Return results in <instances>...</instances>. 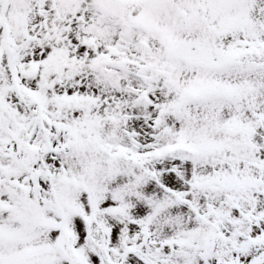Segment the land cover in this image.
Here are the masks:
<instances>
[{
  "label": "snow or ice",
  "instance_id": "1",
  "mask_svg": "<svg viewBox=\"0 0 264 264\" xmlns=\"http://www.w3.org/2000/svg\"><path fill=\"white\" fill-rule=\"evenodd\" d=\"M0 264H264V0H0Z\"/></svg>",
  "mask_w": 264,
  "mask_h": 264
}]
</instances>
